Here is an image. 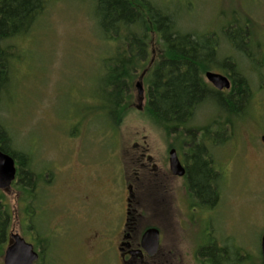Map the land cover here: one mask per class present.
Masks as SVG:
<instances>
[{
  "label": "rangeland",
  "instance_id": "1",
  "mask_svg": "<svg viewBox=\"0 0 264 264\" xmlns=\"http://www.w3.org/2000/svg\"><path fill=\"white\" fill-rule=\"evenodd\" d=\"M152 1L175 12L183 31L215 34L220 59L233 57L252 90L242 113L231 118L228 132L220 131V139L228 134L225 142H208L221 171L217 202L210 208H194V203L183 199L180 186L173 185L162 221L152 195L156 188L149 187L152 172L138 160L139 152L151 156L157 172L170 166V147L183 149L184 134H169L146 108L147 80L163 52L159 36L152 33L151 54L135 74L115 128L104 118L103 109L102 59L111 44L101 38L92 1L48 0L31 31L14 40L19 56L12 66L13 84L0 105V119L14 147L27 152L31 169L43 174L32 200L20 182L0 191L10 212L7 237L0 244V264H4L12 232L42 252L35 264L87 263L92 257L84 240L91 226L96 227L99 216L121 223L130 183L138 194H148V199L138 198L144 209L142 225H160L165 236H174L175 243L169 245L176 247L180 264L192 259L199 230L215 231L230 251L241 247V264H263L264 144L260 135L264 133V87L258 90L264 82V0ZM233 20L238 21L233 34H238L239 27L247 29L244 51L227 41L223 31ZM137 81L143 82V98ZM220 115L215 104L204 103L190 125L199 129L197 134H204L201 129L210 121L226 119ZM84 192L94 195L91 205H82L77 197Z\"/></svg>",
  "mask_w": 264,
  "mask_h": 264
},
{
  "label": "trees",
  "instance_id": "2",
  "mask_svg": "<svg viewBox=\"0 0 264 264\" xmlns=\"http://www.w3.org/2000/svg\"><path fill=\"white\" fill-rule=\"evenodd\" d=\"M91 1L92 15L101 38L111 44L108 46L111 49L103 52L102 64L106 98L104 118L112 126L116 128L119 125L122 107L132 88L135 74L149 59L152 33H156L163 42V52L147 80L146 108L169 134L195 135L199 129L195 130L190 121L204 103L215 104L221 111L219 118L227 120L239 116L247 106L246 102L252 94L250 84L233 57L220 59L215 34L198 35L183 31L176 13L152 0ZM47 2L0 0V105L13 84L12 66L14 59L19 56L14 40L31 31ZM234 22L238 21L233 20L223 27V31L238 50L244 51L249 40L247 29L243 31L239 27L238 34H233L231 29L235 32ZM245 54L252 56L250 53ZM218 64L231 71L236 80L235 88L228 95L212 88L204 77L207 69ZM226 127V123L221 126L222 129ZM220 131H214V134L219 137ZM0 148L16 160L18 173L13 184L20 182L22 190L29 195L28 200H32L43 174L31 169V158L27 152L14 147L12 135L1 119ZM203 151L202 146L193 149L194 163L190 168L189 179L203 201L213 202L216 192L212 184L217 181L218 174L202 158L205 156ZM2 196L0 192V244L7 237L10 219L9 208L3 203ZM39 238L38 242L41 243ZM213 252L210 250L209 254ZM217 260L220 262L219 258ZM217 260L215 264H219ZM226 263L232 264V261L227 260Z\"/></svg>",
  "mask_w": 264,
  "mask_h": 264
},
{
  "label": "flooded vegetation",
  "instance_id": "3",
  "mask_svg": "<svg viewBox=\"0 0 264 264\" xmlns=\"http://www.w3.org/2000/svg\"><path fill=\"white\" fill-rule=\"evenodd\" d=\"M234 46V43L231 39H227ZM235 47V46H234ZM219 66H213L211 70L217 73H221L227 76L230 80L231 86L223 90L217 89L211 82L207 79L208 84L221 92L223 95H228L235 88V77L231 71L227 70L221 64ZM221 69H216V68ZM206 71V72H207ZM205 76V75H204ZM264 82L259 87L258 92L260 93ZM232 120V119H231ZM231 120L227 119H213L207 125L201 129V134H184L185 137L181 139V148H175L178 154V157L185 168V174L183 176L175 175L171 171L170 166L161 167L160 170L154 172L157 167L153 164V158L146 155L143 152H139L138 160L143 169H146L148 172H152V177L149 187L154 190L152 186L156 188V193L153 192L152 195L156 196V201H158V213L162 214V221L165 220V207L167 198H171L172 190H174L173 185H179L183 194V199L187 200L189 205H193L194 208L205 207L210 208L217 202L219 196L218 190V178L221 171L219 170L218 165L214 162L213 155L211 153L209 143L210 141L220 143L225 142V138L228 134H224L223 139L214 134V131L222 130L228 132V127L232 124ZM226 123L227 127L222 129L221 126ZM208 131H211L207 133ZM226 132V133H227ZM260 139L264 144V133L260 135ZM246 143L249 142L246 140ZM202 146L204 148V155L202 158L205 162L209 164V167L216 172L217 181L212 184L215 188L216 199L213 202H205L201 199L196 189L193 188V185L190 182V168L194 163L193 152L194 148ZM186 148V150H184ZM241 149V141H240ZM182 151L184 153H182ZM170 152V151H169ZM241 152V151H240ZM241 160V158H240ZM179 181V182H178ZM152 185V186H151ZM151 189H147L149 191ZM128 196L126 197V206L125 213L123 214V219L118 225L115 224L116 220L111 217V219L101 220L100 216L96 227L90 231L89 235L84 240L85 248L89 254H91L92 259L85 264H180V261L177 260V249L175 246H170L169 243L173 241L174 236L168 235L165 236L164 229L158 225H142L141 220L144 216L143 206L138 199L140 196H144L148 199V194L146 192L138 194L135 190L134 183L127 185ZM149 193V192H148ZM81 199L82 205H91V202L95 199L94 195H91L89 192H84L77 196ZM94 198V199H93ZM155 201V200H154ZM106 205V204H105ZM103 222V223H102ZM155 227L159 231V246L157 249L151 253L149 252L142 244L143 236L147 229ZM198 242L193 246L191 258L188 259L186 264H215L217 260L219 264H228L227 260H231L232 264H241V247L238 250L230 251V247L226 246L223 242L224 239H219L218 236H215V231L208 230H199ZM169 238V239H168ZM215 251L212 254H209V251ZM184 261V258H182ZM182 261V260H181Z\"/></svg>",
  "mask_w": 264,
  "mask_h": 264
},
{
  "label": "water",
  "instance_id": "4",
  "mask_svg": "<svg viewBox=\"0 0 264 264\" xmlns=\"http://www.w3.org/2000/svg\"><path fill=\"white\" fill-rule=\"evenodd\" d=\"M206 79L211 82L217 89L223 90L231 86L227 76L214 71L205 73ZM136 87L139 95L143 98L145 89L142 81H137ZM170 168L173 174L183 176L185 168L181 163L177 151L172 148L169 152ZM18 167L15 158L4 152L0 148V190H8L16 180ZM143 246L153 253L159 246V231L155 227L146 230L143 239ZM261 254L264 264V232L261 236ZM39 258L38 251L34 248L33 243L27 241L20 233L12 232L9 237V243L5 250L4 264H35Z\"/></svg>",
  "mask_w": 264,
  "mask_h": 264
},
{
  "label": "bare ground",
  "instance_id": "5",
  "mask_svg": "<svg viewBox=\"0 0 264 264\" xmlns=\"http://www.w3.org/2000/svg\"><path fill=\"white\" fill-rule=\"evenodd\" d=\"M205 79H206V77H205ZM16 179H17V177H16ZM0 191H3V190H0ZM9 237H10V235H9ZM24 238H25V237H24ZM8 242H9V238H8ZM260 245H261V244H260ZM34 248H35V246H34ZM35 249H36V248H35ZM38 253H39V251H38ZM40 255H41V254L39 253V258H40ZM39 258H38V260H39ZM38 260H37V261H38Z\"/></svg>",
  "mask_w": 264,
  "mask_h": 264
}]
</instances>
